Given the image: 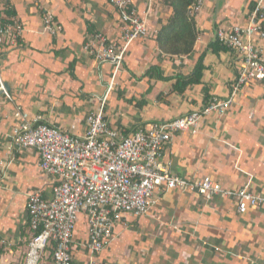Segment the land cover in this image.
Segmentation results:
<instances>
[{"label":"crops","instance_id":"crops-1","mask_svg":"<svg viewBox=\"0 0 264 264\" xmlns=\"http://www.w3.org/2000/svg\"><path fill=\"white\" fill-rule=\"evenodd\" d=\"M259 1L205 0L193 53L169 56L159 49L155 32L167 23L171 8L160 0H134L139 13L148 16L149 38L130 44L115 75L114 65L99 64L84 51L96 33L118 47L125 44L119 14L106 0H9L11 9L3 16L18 17L26 32L19 47L0 55V75L13 98L0 93V241L30 240L27 197L41 192L50 199L55 182L40 169L35 150L9 152L18 124L16 105L76 136L86 134L87 116L104 100L105 120L124 135L201 110L206 93L209 99L229 96L237 76L231 52L210 47L217 30L245 26ZM45 12L59 22L58 37L43 33ZM256 45L264 55V40L256 38ZM202 54L201 81L175 92L176 78L191 75ZM163 159L186 180L210 177L228 190L250 184L253 193L264 195V82L246 84L224 118H206L198 131L178 134ZM158 197L149 216L132 220L128 229L116 227L117 238L95 264H264V207L239 214L230 198L207 201L179 190ZM87 241L88 224L81 215L73 264H89Z\"/></svg>","mask_w":264,"mask_h":264},{"label":"built area","instance_id":"built-area-1","mask_svg":"<svg viewBox=\"0 0 264 264\" xmlns=\"http://www.w3.org/2000/svg\"><path fill=\"white\" fill-rule=\"evenodd\" d=\"M106 1L119 14L125 44L118 47L104 34L96 33L84 51L99 64L114 65L116 75L130 44L149 38L148 16L139 13L134 0ZM263 2L259 1L245 26L217 30L216 40L234 56L237 76L229 96H212L201 110L124 135L105 120L104 100L99 110L87 116L86 134L76 136L46 123L41 116L31 117L20 105L15 106L18 124L11 134L9 152L35 150L40 169L55 178L50 199L41 192L27 197L31 238L26 264H46L50 257V264H73L74 234L81 215L86 216L88 224L89 264H95L96 256L117 238V226L128 229L132 220L149 216L158 196L172 190L195 193L207 201L215 197L233 199L239 214L264 207V195L253 193L250 184L228 190L210 177L186 180L174 175L163 159L165 148L178 134L198 131L206 118H224L246 84L264 82V55L256 45V38L264 40ZM204 6L205 0H197L190 7V16L196 20ZM10 9L9 0H0V55L19 47L26 32L18 17L3 16ZM61 30L55 15L45 12L43 33L58 37ZM0 93L13 101L1 75ZM0 245L4 249L8 246L5 241H0Z\"/></svg>","mask_w":264,"mask_h":264},{"label":"trees","instance_id":"trees-1","mask_svg":"<svg viewBox=\"0 0 264 264\" xmlns=\"http://www.w3.org/2000/svg\"><path fill=\"white\" fill-rule=\"evenodd\" d=\"M165 6L171 8L172 13L169 16L167 23L161 27L156 36V42L159 49L169 56H187L193 53L195 44L199 38V31L197 23L194 18L190 16V7L197 0H160ZM253 10L256 7H252ZM214 52L220 50L228 51L222 46L218 40L210 44ZM204 54H202L189 76H178L176 83L173 86L174 91L183 93L188 83H198L202 79L204 70ZM151 71L148 73L150 74ZM167 79L168 78H159ZM206 99L209 100L206 93ZM5 254V250L0 246V257ZM52 257L48 259L51 261Z\"/></svg>","mask_w":264,"mask_h":264},{"label":"rangeland","instance_id":"rangeland-1","mask_svg":"<svg viewBox=\"0 0 264 264\" xmlns=\"http://www.w3.org/2000/svg\"><path fill=\"white\" fill-rule=\"evenodd\" d=\"M8 244V243H7ZM1 246V245H0ZM27 246L28 241L25 244L9 245L5 247L6 256L0 257V264H26L27 261ZM51 261H46V264H50Z\"/></svg>","mask_w":264,"mask_h":264},{"label":"water","instance_id":"water-1","mask_svg":"<svg viewBox=\"0 0 264 264\" xmlns=\"http://www.w3.org/2000/svg\"><path fill=\"white\" fill-rule=\"evenodd\" d=\"M6 87H7V90L9 91L10 90V88L6 85Z\"/></svg>","mask_w":264,"mask_h":264}]
</instances>
